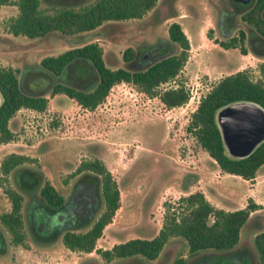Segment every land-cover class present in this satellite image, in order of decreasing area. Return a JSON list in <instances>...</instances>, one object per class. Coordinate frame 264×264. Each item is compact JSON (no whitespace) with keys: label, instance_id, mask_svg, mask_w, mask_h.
Wrapping results in <instances>:
<instances>
[{"label":"rangeland","instance_id":"rangeland-1","mask_svg":"<svg viewBox=\"0 0 264 264\" xmlns=\"http://www.w3.org/2000/svg\"><path fill=\"white\" fill-rule=\"evenodd\" d=\"M79 1L82 0H42V3L64 5ZM216 1L226 6L229 0ZM151 9L140 17L109 21L102 29L104 32L96 31L90 37L102 47L107 66L139 68L160 55L155 45L166 36L167 25L177 21L189 43L186 60L177 75L157 89L181 83L189 93L188 99L167 108L157 96H148L128 83L118 82L109 88L103 101L87 109L64 93L49 94L56 82L82 88L92 86L95 77L86 62L76 59L70 65L67 63L63 68L64 71L69 65L66 78L63 72L55 75L39 64L41 57L69 48V41L53 32L40 38L8 33L7 19L16 14L17 8L13 4H0V64L17 68L23 91L45 94L48 100L43 110L21 107L15 111L9 120L14 138L0 143V160L9 152L28 156L31 160L24 164L39 168L42 178L66 197L72 184L83 178L81 172L72 173L77 164L83 159L99 158L113 174L120 193V205L97 240L101 248L133 236H153L162 224L167 203L174 205L179 195L194 189L202 190L209 202L224 209L242 207L250 199L257 207L240 227L236 247L223 251L219 263L203 257L214 254L213 251L187 255L186 242L180 237L168 238L156 259L137 257V260L141 264H170L180 255L185 256L187 264H258L252 237L264 227V165L251 179L223 172L185 126L199 97L221 76L246 69L255 79L264 57L248 48L244 51L224 48L218 43L223 36L216 32L214 20L219 12L212 0H170L161 14H152ZM261 15L264 17V8ZM237 26L241 24L235 22L234 27ZM128 46L138 50V59L130 62L122 59V50ZM5 186L13 187L9 174L0 179V212L10 206L3 191ZM97 195L95 215L79 229L87 227L100 212L99 188ZM3 232L7 245L5 253L0 250V264H86L89 259L96 262L90 264L134 261L115 258L105 262L94 251L65 248L59 237L42 246L25 234L24 245L12 244L6 231Z\"/></svg>","mask_w":264,"mask_h":264},{"label":"trees","instance_id":"trees-1","mask_svg":"<svg viewBox=\"0 0 264 264\" xmlns=\"http://www.w3.org/2000/svg\"><path fill=\"white\" fill-rule=\"evenodd\" d=\"M156 2L82 0L75 4L57 5L43 4L42 0H0V4H13L17 8L16 14L7 19L8 33L40 38L53 32L69 41V48L40 58L39 64L47 72L60 74L67 63L76 59L87 63L95 77L91 87L84 89L56 82L49 89V94L64 93L87 109L103 101L109 88L118 82L128 83L148 96H157L167 108L181 105L188 99L189 93L181 83L157 89L161 83L176 76L186 60L189 43L177 21L167 25L166 36L156 43L157 54L160 55L139 68L107 66L103 60L102 47L90 37L98 33L96 31L104 32L102 29L106 28L109 21L140 17ZM263 7L264 0H255L241 14L242 20L262 36ZM243 36L244 32L239 30V37L233 36L231 40L220 43L225 47L239 46L244 51ZM137 53L138 50L128 46L122 50L121 57L130 62L135 57L138 59ZM258 69L259 76L255 79L249 76L246 69L221 76L199 97L185 126L221 171L245 179L253 178L258 167L264 163V140L244 157H228L214 120V112L220 105L236 99H250L264 107V61L258 64ZM0 95V143L14 138L8 121L17 109L27 107L40 111L48 101L45 94L23 91L19 86L17 68L1 64ZM30 160L28 156L17 152H9L0 160V179H5L9 174L13 182V187H3L10 206L8 210L0 212V226L7 232L12 244L24 245L25 234L37 244H46L59 237L68 249L94 251L105 262L120 258L121 261L131 259L134 260L132 264H139L137 257L154 259L168 238L180 237L186 242L187 255L199 256L201 251H213L214 254L203 257L219 263L222 252L229 251L237 244L240 227L248 219L250 211L257 207L256 203L247 199L242 207L224 209L209 202L202 190L194 189L179 195L173 201L174 205L167 203L162 224L153 236H133L114 242L108 248H101L97 245V239L120 205L119 189L111 171L99 158L83 159L77 164L72 173L81 172L83 178L99 188L102 208L84 229H79L82 226L80 224L63 229L58 212L64 196L47 179L42 178L39 168L24 164ZM252 245L258 264H264V227L254 233ZM91 262L96 263L89 259L86 264ZM170 264H187V259L178 255Z\"/></svg>","mask_w":264,"mask_h":264},{"label":"flooded vegetation","instance_id":"flooded-vegetation-1","mask_svg":"<svg viewBox=\"0 0 264 264\" xmlns=\"http://www.w3.org/2000/svg\"><path fill=\"white\" fill-rule=\"evenodd\" d=\"M169 1L170 0H168L167 2H165L164 0H158L151 9L152 14L155 12H158L159 14L165 13L164 11H166ZM212 1L216 5L219 12L214 20L216 22L215 23L216 32L221 36H223L222 39L218 40V43L224 48L236 47L241 50L239 46L225 47L220 42L222 41L227 42L228 40H231L233 36L239 37V30H242L244 32V36L242 38V44H243L242 46L244 47V49L246 50L248 48L257 56L264 57V36L257 33L250 25H248L241 18V14L245 10H247L255 2V0H250L247 3H243L241 0H229L228 5L226 6L223 4L222 5L219 4L216 0H212ZM235 22L240 23L241 26L239 27L237 26L238 28L234 27ZM243 26L246 27V32H245V27ZM67 67L64 69V71H62L63 72L62 75L65 78H66L65 73ZM66 82L70 83L69 81ZM73 86L82 88L77 85H73ZM86 88L87 87H84V89ZM97 191H98V187L94 186L90 181H88L85 178H82L79 181H75L71 186V190L69 194L66 197H64V201L58 212V217L59 219H61L62 222L60 227L66 229L69 226L75 224L78 225L87 224V222H89V220L92 218L93 214L95 215V211L98 207L99 199L97 198L98 196ZM3 247H6V244L3 240V237L0 235V249H2ZM235 247L236 245L232 249H234ZM232 249H230L229 251H231Z\"/></svg>","mask_w":264,"mask_h":264},{"label":"water","instance_id":"water-1","mask_svg":"<svg viewBox=\"0 0 264 264\" xmlns=\"http://www.w3.org/2000/svg\"><path fill=\"white\" fill-rule=\"evenodd\" d=\"M214 120L230 158L248 155L264 140V107L256 101L236 99L224 103L215 110Z\"/></svg>","mask_w":264,"mask_h":264},{"label":"crops","instance_id":"crops-1","mask_svg":"<svg viewBox=\"0 0 264 264\" xmlns=\"http://www.w3.org/2000/svg\"><path fill=\"white\" fill-rule=\"evenodd\" d=\"M10 120V119H9ZM8 125H9V121H8ZM10 127V126H9ZM8 142V141H7ZM264 165V163H262L259 167H258V169H260V167H262ZM258 169H257V171H258ZM3 231H5L1 226H0V235L2 236V237H4L2 234L4 233ZM7 233V232H6ZM58 239V238H57ZM3 240H4V242H5V244L7 245V243H6V241H5V238H3ZM9 240V239H8ZM98 240V239H97ZM32 242H34V241H32ZM35 243V242H34ZM42 246H44L45 244H41ZM40 245V246H41ZM63 245V244H62ZM46 246H48V245H46ZM65 247V246H64ZM6 247H3L2 249H0V250H2L1 252H3V253H5L6 252V249H5ZM65 248H67V247H65ZM68 249V248H67ZM70 250V249H69ZM72 251H74V250H72ZM91 252V251H90Z\"/></svg>","mask_w":264,"mask_h":264}]
</instances>
